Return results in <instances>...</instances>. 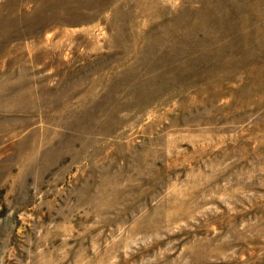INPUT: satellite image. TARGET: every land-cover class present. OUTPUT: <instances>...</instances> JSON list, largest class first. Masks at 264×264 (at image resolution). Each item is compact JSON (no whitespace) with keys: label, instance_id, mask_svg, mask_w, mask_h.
<instances>
[{"label":"rangeland","instance_id":"obj_1","mask_svg":"<svg viewBox=\"0 0 264 264\" xmlns=\"http://www.w3.org/2000/svg\"><path fill=\"white\" fill-rule=\"evenodd\" d=\"M0 264H264V0H0Z\"/></svg>","mask_w":264,"mask_h":264}]
</instances>
